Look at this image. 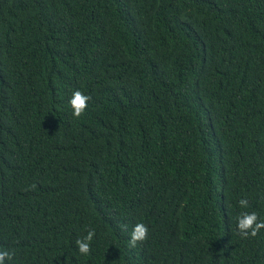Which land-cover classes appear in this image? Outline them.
Instances as JSON below:
<instances>
[{"label":"trees","instance_id":"trees-1","mask_svg":"<svg viewBox=\"0 0 264 264\" xmlns=\"http://www.w3.org/2000/svg\"><path fill=\"white\" fill-rule=\"evenodd\" d=\"M244 211L264 219V0H0L5 264H264Z\"/></svg>","mask_w":264,"mask_h":264},{"label":"clouds","instance_id":"clouds-1","mask_svg":"<svg viewBox=\"0 0 264 264\" xmlns=\"http://www.w3.org/2000/svg\"><path fill=\"white\" fill-rule=\"evenodd\" d=\"M90 97L79 90H74L68 100V105L75 117H79L88 107ZM241 209L249 207L248 200L241 198L238 200ZM235 230L242 238L255 237L258 232L264 229V219L258 217L255 211H244L235 217ZM147 228L143 223H136L129 232V244L135 245L137 241L145 239ZM94 232L89 230L82 238L75 241L76 249L82 256H87L90 252V242L93 240ZM15 255L14 249L0 248V264L5 261L11 262Z\"/></svg>","mask_w":264,"mask_h":264}]
</instances>
